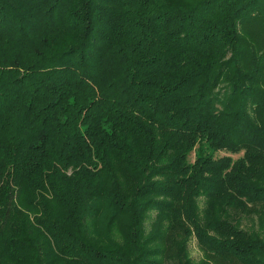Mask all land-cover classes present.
<instances>
[{
  "label": "trees",
  "instance_id": "obj_1",
  "mask_svg": "<svg viewBox=\"0 0 264 264\" xmlns=\"http://www.w3.org/2000/svg\"><path fill=\"white\" fill-rule=\"evenodd\" d=\"M263 229L264 0H0V264H264Z\"/></svg>",
  "mask_w": 264,
  "mask_h": 264
},
{
  "label": "rangeland",
  "instance_id": "obj_2",
  "mask_svg": "<svg viewBox=\"0 0 264 264\" xmlns=\"http://www.w3.org/2000/svg\"><path fill=\"white\" fill-rule=\"evenodd\" d=\"M225 153H226L225 151L221 150V151H218L216 154L220 155V154H225ZM156 213H157V210L155 208H150L146 212V217H144V220H143L144 221V225H146V228H148L149 225L152 223V221L154 220V218L156 216ZM241 223H242V226L245 227V228H247V229L257 228L256 222L253 221V219H250L248 217H244L242 219V222ZM173 232L175 233V231H173ZM263 235H264V229H263ZM153 245L154 244H152V246ZM186 246H187V250H188L187 251L188 252L187 254L190 257H192V259L194 261H197L203 255L202 245L198 243V241L195 238L194 234H191V236H189L187 238Z\"/></svg>",
  "mask_w": 264,
  "mask_h": 264
}]
</instances>
